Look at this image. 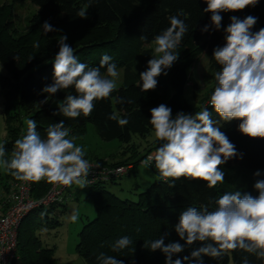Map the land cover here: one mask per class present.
Here are the masks:
<instances>
[{"label": "trees", "instance_id": "16d2710c", "mask_svg": "<svg viewBox=\"0 0 264 264\" xmlns=\"http://www.w3.org/2000/svg\"><path fill=\"white\" fill-rule=\"evenodd\" d=\"M11 1L14 4L24 2ZM31 1L37 10L32 23L45 40L43 52L36 59L22 61L12 43L7 38L0 37V66L4 70V73L0 70V86L10 99H19V107L26 112L29 119L36 120L37 131L42 138H46V129L50 125L60 121H64L65 126L70 128L73 134L76 132L84 134L88 124H92L98 129L103 140H119L127 147L132 156L121 164L128 166L132 163L135 168L159 146L155 138L151 142L148 141L151 136L155 137L149 124L150 109L163 103L172 109L173 117L178 112L195 114L208 107L216 126L236 146L237 153L242 154V158L238 155L220 166L225 172V181L218 183L214 189H209L204 181L186 178L176 180L174 186H170L161 180L152 167L158 179L145 192L139 194L137 202L120 199L106 189V184L90 187L88 198L93 201L96 217L84 225L77 245L78 253L87 264H100L97 258L101 253L122 259L124 264H165L166 257L162 251L153 252L146 247L149 242L161 237H164L165 244L179 242L185 245L183 252L173 255V260L190 255L200 243L188 246L180 239L174 227L179 222L180 213L189 206L197 209L208 207L209 210H214L215 200L225 192L239 190L242 193H252L253 180H264V139H253L243 135L238 128L239 120L224 122L210 106H204L203 103L196 106L192 103L187 98L188 86L191 83V63L182 57L174 63L167 80L160 83L158 81L159 91L167 97L164 102L152 98L149 91L143 92L138 86L140 73L147 69V56L150 55V51H143L141 60H131L125 65L126 84L114 90L109 99L96 101L95 110L89 117L66 118L59 107L53 105L56 100L63 101L68 94L76 95L74 89L61 90L53 95L43 93L42 89L53 82V59L59 50L58 38L61 28L67 23L80 21L91 34L81 43L70 45L80 62L83 63V58L88 56L90 61L86 60V63L91 64L94 57L89 56L101 51V47L108 50L119 40H133L137 45L136 49L150 46L153 38L170 26L169 17L179 15L189 26V31L179 47L198 44L199 52L207 56L209 67L215 72L219 65L213 58V51L216 47L223 46L224 29L231 23L230 18L236 16L242 20L251 15L257 18L252 31L264 28V0H259L255 6H249L244 10L221 12L222 22L219 30L211 23V13L204 12L207 7L204 0ZM81 9H86L87 18H80L77 15ZM45 21L56 31L45 35L42 28ZM205 25L209 26L208 32L202 31ZM141 36H146L147 40L141 39ZM100 60H97L93 67H96ZM140 83L142 84V81ZM118 97L125 98L126 102L117 104L115 99ZM191 97L196 99L193 94ZM45 100L47 102H44ZM112 112L126 118L129 123L121 128L116 121L108 119ZM24 134L26 128L21 130L9 127L11 141L4 145L7 153L13 151L15 140ZM134 137L146 141L141 150L134 145ZM119 163L110 164L114 166ZM256 171H260L261 175L255 176ZM0 180L2 193L9 190L10 182H17L10 174H7L5 179L0 176ZM51 185L45 180L32 182V197L42 198ZM55 206L57 205L35 210L31 214H40L41 219H34L24 227L21 225L18 238L19 260L15 264H54L52 262L54 251L43 248L37 231L46 225L48 213L53 212ZM41 213L44 215L41 216ZM123 236L130 237L132 243L126 249L113 251L112 245ZM245 257L249 264H264V260L239 249L229 251L220 260L207 256L203 257V260L204 264H242Z\"/></svg>", "mask_w": 264, "mask_h": 264}, {"label": "clouds", "instance_id": "9594fccd", "mask_svg": "<svg viewBox=\"0 0 264 264\" xmlns=\"http://www.w3.org/2000/svg\"><path fill=\"white\" fill-rule=\"evenodd\" d=\"M204 12L211 13V23L219 30L221 12H235L255 6L259 0H204ZM86 9L77 13L86 17ZM231 23L224 29V44L216 47L213 58L219 65L214 72V89L209 104L211 109L224 122L239 120V131L249 138L264 139V28L253 32L257 22L254 16L239 19L230 18ZM170 26L157 34L153 40V55L148 60L147 70L139 75L138 86L141 91L154 90L160 75H167L179 59L178 47L189 31V26L179 15L169 17ZM43 32L56 31L47 21L42 25ZM203 32L209 31L205 25ZM141 39L147 40L146 36ZM59 50L53 59V82L42 89L43 93L53 95L70 88L76 95L68 94L59 102L64 117L77 119L89 117L96 107V101L109 99L117 89L120 72L112 57L102 56L98 67H90L80 62L67 36L61 35ZM39 48V42L34 44ZM32 58H30L31 60ZM2 68V66H0ZM106 68V74L101 72ZM44 102H47L46 100ZM117 104L125 103V98L115 99ZM149 124L158 147L154 154L142 161L144 167L154 162L161 180L174 186L181 178L201 180L209 189L225 181V172L220 166L238 155L236 146L227 135L220 131L211 118L208 107L195 114L178 112L173 117L172 109L160 104L150 109ZM109 120L116 121L123 128L129 121L112 112ZM26 134L15 140V147L8 156L4 144L0 143V168L17 181L35 182L45 180L50 184L72 185L83 189L88 186V176L93 165L85 159L83 146L76 144L71 129L64 121L50 125L46 138L37 131V122L26 119ZM98 166V165H97ZM260 176V171L254 173ZM251 193L225 192L215 200L214 210L208 207L197 209L187 207L179 215L175 231L186 245L199 242L183 259L173 260V255L184 251L185 245L179 242L164 243V237L152 240L146 247L151 251L160 250L165 255V264H204L203 257L220 260L229 251L243 250L264 260V180H257ZM44 213H41L43 216ZM80 213L74 210L69 219L79 220ZM132 240L123 236L112 245L113 251L126 249ZM100 264H124L122 259L101 253L97 258ZM242 264H249L245 257Z\"/></svg>", "mask_w": 264, "mask_h": 264}, {"label": "rangeland", "instance_id": "374dc122", "mask_svg": "<svg viewBox=\"0 0 264 264\" xmlns=\"http://www.w3.org/2000/svg\"><path fill=\"white\" fill-rule=\"evenodd\" d=\"M36 11V7L31 0H24L21 4H14L11 0H0V37H5L12 43L14 48L18 50L22 61L38 58L44 49L45 40L32 23ZM61 35L67 36L69 45L79 44L91 36L80 21L63 25L58 39H60ZM36 42H39V48L34 47ZM136 46L133 40L126 39L119 40L115 46L110 47L108 50L101 47V51H96L89 56H93L94 58L91 60L94 61L91 64L88 63V65L93 67V64L105 54L111 56V62L116 64L120 72V78L117 81V89H119L127 82L125 65L128 62L135 59L141 60V56L144 55L143 51H150L147 59L152 58L153 44L138 49H136ZM177 51L179 52V57L191 63V83L188 86L187 98L196 106H201L202 103L204 106H210L209 100L215 81L214 72L209 67L207 56L199 52L198 44L178 47ZM86 60L90 61L88 56L83 58V63H86ZM98 66L99 64L96 65V67ZM172 67L166 70L167 75L162 74L157 78L159 83L167 80ZM0 70L4 73L2 68ZM101 72L106 74V68H102ZM192 94L196 99L191 97ZM149 95L159 102L167 100V97L159 91L158 86L154 90H149ZM61 101L56 100L53 105L58 106ZM26 119L29 118L26 112L19 107V99H10L0 86V143L5 145L7 141H11L9 127L24 130L26 128ZM82 133L76 132L73 134L71 132L70 135L75 136L76 144L83 146L85 149L86 155L84 158L93 165L92 169H120L126 166V164L121 163L132 156V153L127 151V147L119 140H103L98 133V129L92 124H88L85 133ZM154 138L151 136L148 141L151 142ZM133 142L136 147H139V150L146 145V141L140 137H134ZM7 154V158L10 157L11 153ZM118 162H120L118 165L113 166L110 164ZM131 165L132 163L128 164V166ZM7 174L0 168V176L2 178L5 179ZM156 179H158V176L151 167H144L139 164L126 175L114 181V183L106 184V189L122 200L137 202L139 194L145 192ZM256 181L253 180V192L251 193L253 196L258 194L254 189ZM89 193V187L80 189L76 185L71 186L64 196V201L55 206L53 212L48 213L49 218L46 219V225L37 231L43 248L54 251L52 258L54 264H87L85 259L78 253L77 245L80 240L79 234L84 225L96 217L93 201L88 198ZM2 194L0 180V195ZM74 210H78L80 213L79 220L76 223H72L69 219ZM34 219L40 220V214H31L23 223V227Z\"/></svg>", "mask_w": 264, "mask_h": 264}, {"label": "built area", "instance_id": "2783aa9c", "mask_svg": "<svg viewBox=\"0 0 264 264\" xmlns=\"http://www.w3.org/2000/svg\"><path fill=\"white\" fill-rule=\"evenodd\" d=\"M150 167L155 169L154 162ZM133 169L132 165L111 170L91 169L87 187L113 183ZM156 172L158 174L157 170ZM69 188V186L52 184L45 197L35 199L32 197V182H10L9 190L0 195L2 199V209L0 210V264H15L19 260L18 238L20 227L25 219L37 209L51 208L54 205L61 204Z\"/></svg>", "mask_w": 264, "mask_h": 264}, {"label": "crops", "instance_id": "0c3cea01", "mask_svg": "<svg viewBox=\"0 0 264 264\" xmlns=\"http://www.w3.org/2000/svg\"><path fill=\"white\" fill-rule=\"evenodd\" d=\"M3 194H4V193H3ZM3 194H2V195H3Z\"/></svg>", "mask_w": 264, "mask_h": 264}]
</instances>
